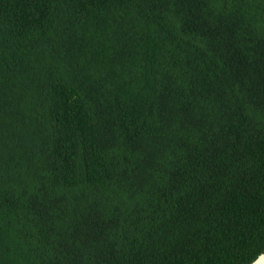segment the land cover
<instances>
[{
	"label": "trees",
	"instance_id": "1",
	"mask_svg": "<svg viewBox=\"0 0 264 264\" xmlns=\"http://www.w3.org/2000/svg\"><path fill=\"white\" fill-rule=\"evenodd\" d=\"M263 252L264 0H0V264Z\"/></svg>",
	"mask_w": 264,
	"mask_h": 264
},
{
	"label": "water",
	"instance_id": "2",
	"mask_svg": "<svg viewBox=\"0 0 264 264\" xmlns=\"http://www.w3.org/2000/svg\"><path fill=\"white\" fill-rule=\"evenodd\" d=\"M251 264H264V252L261 253Z\"/></svg>",
	"mask_w": 264,
	"mask_h": 264
}]
</instances>
